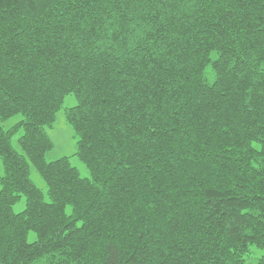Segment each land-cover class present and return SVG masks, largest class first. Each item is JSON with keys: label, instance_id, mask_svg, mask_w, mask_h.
Segmentation results:
<instances>
[{"label": "trees", "instance_id": "trees-1", "mask_svg": "<svg viewBox=\"0 0 264 264\" xmlns=\"http://www.w3.org/2000/svg\"><path fill=\"white\" fill-rule=\"evenodd\" d=\"M0 157V264H262L264 0H0Z\"/></svg>", "mask_w": 264, "mask_h": 264}, {"label": "rangeland", "instance_id": "rangeland-1", "mask_svg": "<svg viewBox=\"0 0 264 264\" xmlns=\"http://www.w3.org/2000/svg\"><path fill=\"white\" fill-rule=\"evenodd\" d=\"M77 104V98L74 94H69L64 100L62 108L58 111L56 120L54 124L48 128V134L53 142V148L46 154V159L48 161L56 160L63 156H69L73 165L78 167L83 176H88V170L85 164L79 159L76 153V143L77 138L75 136L74 129L72 125L68 122L66 116V109ZM21 115H16L4 122L1 125L8 129L16 122L21 120ZM22 134V131H19L12 137V144L14 147L21 151L19 145V136ZM4 167L2 159L0 157V175H3ZM31 178L33 182L44 192L46 199L48 200L47 194V185L41 174L37 171L34 166H31ZM25 208V197L23 196L21 200L14 206L16 212H21ZM36 234L34 231H30L29 240L34 241Z\"/></svg>", "mask_w": 264, "mask_h": 264}, {"label": "snow or ice", "instance_id": "snow-or-ice-1", "mask_svg": "<svg viewBox=\"0 0 264 264\" xmlns=\"http://www.w3.org/2000/svg\"><path fill=\"white\" fill-rule=\"evenodd\" d=\"M255 146V145H254ZM261 256H264V252H261ZM262 264H264V261H262Z\"/></svg>", "mask_w": 264, "mask_h": 264}]
</instances>
